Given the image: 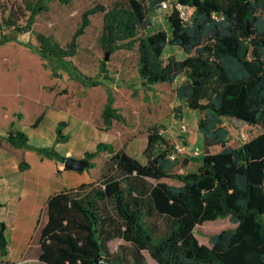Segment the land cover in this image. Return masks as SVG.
<instances>
[{"label":"trees","instance_id":"16d2710c","mask_svg":"<svg viewBox=\"0 0 264 264\" xmlns=\"http://www.w3.org/2000/svg\"><path fill=\"white\" fill-rule=\"evenodd\" d=\"M70 0H0V45L15 33H28L41 58L53 60L67 77L82 87L103 85L100 110L102 128L112 120L125 122L114 105L113 85H124L130 94L169 82L171 65L162 60L166 43L179 47L184 56L176 63L182 78L174 96L198 112L196 129L201 135L199 154L169 159L173 141L164 137L162 124L146 125L140 162L114 142L96 141L85 150L83 169L96 166L104 153L97 177L64 188L45 201L35 225L44 264H146L143 252L155 264H264V0H167L168 35L150 25L148 12L160 0H145L142 17L131 0H95L79 13L70 36L60 42L50 32L33 26L37 14L49 10V2ZM190 8V19L177 15L173 4ZM100 18L98 45L102 50H132L133 76L110 68L102 57L93 73L72 60L78 54V37ZM104 54V53H103ZM53 76L59 72L51 69ZM177 117L180 108L176 105ZM39 113L31 125L41 117ZM20 114H16L18 118ZM236 120L258 131L235 145L227 143L224 120ZM65 122L55 125L54 142L63 141ZM4 139L39 156L62 162L54 147L35 146L14 120L4 129ZM218 145L217 150L210 147ZM194 158L195 172H175ZM27 166L20 158L18 167ZM167 179V181L165 180ZM170 181V182H168ZM227 218L233 227L206 236L199 243L194 226ZM119 239L114 250L108 242ZM0 253L4 237L0 222Z\"/></svg>","mask_w":264,"mask_h":264},{"label":"rangeland","instance_id":"374dc122","mask_svg":"<svg viewBox=\"0 0 264 264\" xmlns=\"http://www.w3.org/2000/svg\"><path fill=\"white\" fill-rule=\"evenodd\" d=\"M95 0H70L68 4H60L57 1L49 2V10L39 13L35 16L33 26L36 29L50 32L60 42H64L70 36L74 29L80 11L89 6ZM133 6L142 17V7L145 5V0H131ZM169 12V7L159 8L158 6L148 12L150 25L147 30L161 29L166 35L169 33V27L166 20V14ZM100 27V18L97 13L90 16V23L85 28L84 32L78 37L79 51L78 54L72 58L83 71L93 73L95 72L96 64L102 57L104 50L98 45V33ZM14 38L0 45V68L7 75H3L4 89L1 91L2 97H14L21 99V109L24 113L25 121H32L40 111H44L45 99L50 92L54 90L53 102H65L72 113H83V117L89 124H95L99 118L100 101L98 96L104 94L105 89L103 85L96 87H82L75 81L67 77L63 69L59 68L58 64L53 60L41 58L38 52L26 45L27 42H32V38L28 33H15ZM181 53L179 48L171 46L165 49L162 60L171 65V79L169 82L158 83L155 89L141 90L138 88L135 95L129 94L128 88L124 85H113L116 92V101L122 106H130L134 109H140L142 115H154L157 111V118H161L163 122L167 123L168 128H171L173 134L178 127L180 117H177L176 110L173 108L178 105L181 109L182 120L187 126L191 123V109L182 108V105L175 99L172 93V84L181 79V75L177 72L176 63L179 60ZM107 57L109 58L108 66L112 69H124L125 75L133 76L134 71V52L132 50H115L110 52L108 50ZM51 69L59 72V76H53ZM10 81L12 83H10ZM21 94L17 96L15 94ZM53 93V92H52ZM10 94H12L10 96ZM16 97V98H15ZM52 96H50L51 99ZM33 104L32 113L28 107ZM141 106V107H139ZM126 109V108H125ZM54 112L49 109L46 116H50ZM20 114V112H19ZM46 120V119H45ZM177 120V121H176ZM224 123L230 130V137L232 140L230 144L235 145L239 141L234 139L235 135L240 140H245L249 136L255 134L259 129L257 126H248L243 122L236 120H224ZM47 123L43 122V128L47 129ZM19 126V124H18ZM121 128V127H120ZM115 132V131H114ZM182 130L177 131L180 134ZM168 131L164 135H168ZM234 136V137H233ZM29 143L35 146H50L53 141L46 142V137L43 139L36 136L29 135ZM63 144L58 145L57 149L61 150ZM198 148V145L196 144ZM200 148V147H199ZM198 148V149H199ZM35 154H37L35 152ZM138 158L143 160L141 152H136ZM96 166L91 171L93 178L97 177V172L103 157L95 159ZM175 172H178L174 168ZM167 181V179H165ZM170 182V181H168ZM233 224L227 218L215 219L212 221H205L199 225L194 226V235L199 243L206 244V236L218 232L221 229L231 228ZM119 240L113 239L108 242L109 250H114ZM146 264H155L148 255L143 252Z\"/></svg>","mask_w":264,"mask_h":264},{"label":"crops","instance_id":"0c3cea01","mask_svg":"<svg viewBox=\"0 0 264 264\" xmlns=\"http://www.w3.org/2000/svg\"><path fill=\"white\" fill-rule=\"evenodd\" d=\"M167 46L168 49L171 46L177 47L166 43L162 50V57ZM179 51L181 53L179 59H181L184 56V52L180 48ZM3 75H7V73H4L0 68V222L4 237V253H0V264H44L37 258L39 246L35 236V225L45 201L50 195L64 188L75 187L95 179L92 176V169L89 171L69 170L63 167L62 162L53 158L41 157L35 154L33 150L9 145L4 139V129L10 120H14L19 124V128L27 136L28 143L29 135L33 134L40 139L46 137L47 143L50 140L53 141L55 125L58 121L63 120L65 124L61 131L67 134V138L63 141H53V147L63 156L82 157L85 150L93 149L95 142L100 140L114 142L117 146H122L129 155L140 162H144V157L141 160L136 155V152H141L146 140V125L151 122L162 124L160 133L171 141L174 142L180 139L192 148H197L196 144L198 148L201 147V135L196 129L197 111L191 109L190 126L185 124V129L178 134L176 125L175 132L171 134V128H168L167 123L163 122L161 118H157L156 110L154 115L145 116L142 115L141 110L138 108L134 109L129 105L122 106L116 101L115 90L114 105L118 107L124 116L125 122L123 123L112 120L108 128H102L100 110L105 99V92L104 94L100 93L98 96L100 101L99 118L95 124H89L86 118L83 117V113L73 114L64 101L53 102V94L56 92L52 90L53 93L50 92L45 99L49 103L42 102L45 109L39 112L42 113L40 119L34 125H31L32 121L24 120L20 98L14 101L12 94H10L11 97L9 98L2 97L1 91L4 89L2 87ZM10 83L12 82L10 81ZM176 83L172 84L173 96V88ZM156 84L150 90L155 89ZM96 86L98 85L90 87ZM128 91L130 94V89ZM15 94L21 97V94L17 92ZM50 96H52L51 99ZM175 99L178 100L176 97ZM178 101L182 108H187L184 103L180 100ZM32 106L33 104L28 107L30 113L36 110ZM49 109H53L54 112L50 116H46V112ZM19 112L20 116L16 118V114H19ZM180 116L181 119L178 122L182 120L181 109ZM43 122L47 123V129L43 128ZM166 131L169 132L168 135H164ZM234 139H238L239 142L242 141L236 135ZM231 140L232 138L229 135L227 143L230 144ZM63 143L64 146L61 147V150L56 148ZM218 147V145H214L210 147V150H217ZM99 157H104V153L100 154ZM20 158H23L27 164L21 170L18 167ZM198 164V160L192 157L187 159L184 166H179V163H177L175 168L178 169L180 167L182 172H195Z\"/></svg>","mask_w":264,"mask_h":264},{"label":"built area","instance_id":"2783aa9c","mask_svg":"<svg viewBox=\"0 0 264 264\" xmlns=\"http://www.w3.org/2000/svg\"><path fill=\"white\" fill-rule=\"evenodd\" d=\"M158 7L159 8H165L170 6L167 2V0H160L158 2ZM173 7L177 10V15L180 19L187 21L190 19V8L187 5L180 4L178 2H175L173 4ZM178 129L179 130H184L185 129V123L184 122H179L178 124ZM199 149L198 148H192L191 146H188L183 140L177 139L176 141L173 142L172 144V149L168 153V158L169 159H179L183 157H188V156H195L199 154ZM179 173L182 172L181 168L179 167L177 169Z\"/></svg>","mask_w":264,"mask_h":264},{"label":"water","instance_id":"95a60500","mask_svg":"<svg viewBox=\"0 0 264 264\" xmlns=\"http://www.w3.org/2000/svg\"><path fill=\"white\" fill-rule=\"evenodd\" d=\"M108 50H104L103 59L107 58ZM63 167L69 170L81 171L87 166V160L83 157L65 156Z\"/></svg>","mask_w":264,"mask_h":264}]
</instances>
